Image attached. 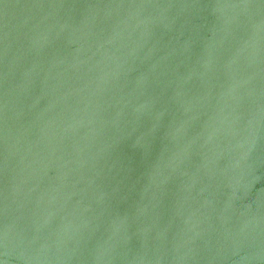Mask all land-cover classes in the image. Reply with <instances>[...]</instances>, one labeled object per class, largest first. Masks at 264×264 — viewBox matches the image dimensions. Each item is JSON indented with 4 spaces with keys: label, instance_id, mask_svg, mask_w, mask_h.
<instances>
[{
    "label": "water",
    "instance_id": "water-1",
    "mask_svg": "<svg viewBox=\"0 0 264 264\" xmlns=\"http://www.w3.org/2000/svg\"><path fill=\"white\" fill-rule=\"evenodd\" d=\"M0 264H264V0H0Z\"/></svg>",
    "mask_w": 264,
    "mask_h": 264
}]
</instances>
